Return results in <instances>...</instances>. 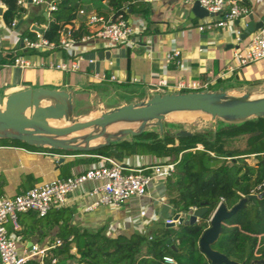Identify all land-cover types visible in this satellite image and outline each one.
Returning a JSON list of instances; mask_svg holds the SVG:
<instances>
[{
	"label": "trees",
	"instance_id": "obj_1",
	"mask_svg": "<svg viewBox=\"0 0 264 264\" xmlns=\"http://www.w3.org/2000/svg\"><path fill=\"white\" fill-rule=\"evenodd\" d=\"M0 1L4 4L2 20L9 25L23 9L15 0ZM106 1L112 10L111 19L119 15L127 16L122 3L130 0ZM81 2L60 0L57 10L50 12V19L41 30V36L57 44L60 30L75 17L81 9ZM130 5L133 8L136 3ZM43 21L41 16L39 22ZM82 25L75 31L72 29L74 39L88 33ZM24 36L35 39V33L28 29L20 33L21 38ZM54 48L61 58L69 57L62 48ZM5 51L0 52V65L11 63L19 55L41 53L37 49L22 50L20 46L15 51ZM168 66L172 67L173 64ZM238 71L228 79L233 77L237 80ZM222 80L219 78L211 88L222 86L226 89L231 86V83L222 85ZM167 125L176 124L164 123L162 136L157 131L145 130L138 135L82 152L34 147L9 139H0V145H19L28 150L64 154L105 155L126 166L130 165L124 162V158L132 154L151 155L153 163L173 162V172L162 179L166 200L172 214L185 213L191 207L206 206L197 221L190 224L175 223L168 227L161 222L145 234L122 229L111 232L106 231L105 226L96 229L80 228L69 222L70 209L61 207L52 208L41 217L34 211L18 214L20 229L15 231V235L22 241L31 240L33 235H37V240L41 241L48 234L47 230H43L44 226L57 227L50 239L58 237L62 244L53 250L57 257L54 264H66L67 259L74 260L73 264H210L197 246L198 236L207 226L206 220L218 202L230 207L245 197L244 205L223 220L220 234L211 247L244 264L264 260V117H251L238 122H225L217 118L213 130L196 131L185 136H179L176 132L169 133L165 129ZM82 159L92 161L95 158L87 156ZM77 160L80 159H74ZM261 183L263 185L256 189ZM250 193L255 196L247 198ZM22 216L29 219H23ZM163 256L172 257L175 263L163 261ZM44 264H51L49 258L45 259Z\"/></svg>",
	"mask_w": 264,
	"mask_h": 264
},
{
	"label": "crops",
	"instance_id": "obj_2",
	"mask_svg": "<svg viewBox=\"0 0 264 264\" xmlns=\"http://www.w3.org/2000/svg\"><path fill=\"white\" fill-rule=\"evenodd\" d=\"M134 3L136 5L132 8L130 4ZM191 3L183 0L124 1L122 7L127 13L125 18L130 21L141 18L144 21V29L133 36V44L122 43L99 49L89 48L85 52V57L93 58V61L81 60L78 64L79 69L75 71H63L47 66L50 60L64 59L58 55L55 48L37 49L41 53L19 55L26 57L35 65L20 68L13 64V61L0 65V95L36 86L65 89L72 94L74 116L90 113L93 99L104 106L114 107L122 102L142 99L150 95L148 89L150 82H155L152 76L154 73H158L170 82L178 79L210 78L229 62L235 32L237 30L241 32L242 29L235 19L224 28L199 32L196 28L198 24L207 19H214L218 15L197 17L190 13ZM81 4V9L85 12L93 11L105 19L112 17L111 7L106 0H82ZM241 4L250 10L248 15L241 17L244 22H255L264 16V0H243ZM0 7L2 14L4 4L1 1ZM21 8L23 11L14 17L16 23L13 27L6 25L0 15V52H6V49L15 51L17 46L22 50L35 49L22 46L19 40L20 33L26 29L34 32L35 27H38L41 34V30L46 27L50 19V12L47 13L43 6L27 4L26 7ZM41 16L44 21L40 23ZM65 25L72 27L73 31L82 25L88 33H91L98 28L99 23H88L85 13L77 11L75 17ZM173 47L180 49L181 64H173L169 67L162 57L165 50ZM105 51L109 53L105 54ZM98 52L103 54L99 56ZM146 52H149V55H146ZM111 74L115 75L118 81L111 80ZM133 77L137 80L133 81L131 79ZM228 78L223 79L222 82ZM127 85L140 86L142 88L140 94H130L127 101L112 96L120 86ZM46 103L47 101H43V104ZM50 121L53 120H48L49 124ZM97 141H89V144ZM83 154L85 156L77 158L74 153L64 154L28 150L19 145H0V196L22 193L50 179L75 174L97 161V158L91 154ZM59 156L63 157L60 162L57 161ZM87 156L95 159L92 161L82 159ZM74 159L80 160L74 161ZM124 162L130 166H143L153 163L154 158L151 155L132 154L125 157ZM90 185V183L82 184L70 194L69 201L64 206L71 211L69 222L80 228L96 229L105 226L106 231L111 232L116 229L134 231V228L140 226L136 216L137 210L140 207H147L149 213L155 215V219L145 226L146 231L149 232L163 223L165 217L173 215L166 200L162 179L153 180L147 187L145 195L130 196L119 207L98 205L87 210L86 206L94 199L87 193ZM21 218L29 219L27 216ZM56 229L57 227L44 226L43 230H47L48 234L43 236L41 241L37 240V235H33L30 241L44 243L50 239ZM27 241L18 240L19 244L24 245ZM65 262L73 264L74 260L67 259Z\"/></svg>",
	"mask_w": 264,
	"mask_h": 264
},
{
	"label": "built area",
	"instance_id": "obj_3",
	"mask_svg": "<svg viewBox=\"0 0 264 264\" xmlns=\"http://www.w3.org/2000/svg\"><path fill=\"white\" fill-rule=\"evenodd\" d=\"M20 7L27 4L43 6L47 13L57 10L60 0H15ZM193 2L195 0H183ZM207 12L217 14L216 18L207 19L196 27L199 32L215 28H224L229 22L245 17L250 13L247 6L241 4L243 0H196ZM85 13L88 23H99L96 30L91 33L81 35L79 38L72 37V27L64 25L59 33L57 44L43 38L38 31H34L35 39L20 37L19 40L25 48L53 49L58 46L69 54L68 59L50 60L48 67L63 70L75 71L79 67L81 60L92 62L93 58H86V50L99 49L101 47L116 46L122 43H134L133 36L144 29V21L141 18L128 20L125 17L117 16L115 19L103 18L93 11ZM16 21L13 18L9 26L13 27ZM149 48L151 46L149 45ZM149 55V52H146ZM166 64L180 65V49L173 47L163 53ZM264 59V21L257 29L252 30L244 39L240 38V31L235 32L234 46L232 48L229 62L226 63L218 73L207 79L190 78L168 81L158 73L152 74L155 82L149 84V94L153 92H167L173 90H200L210 88L217 79H225L240 68L252 62ZM110 63V62H109ZM13 64L20 68L34 66V62L24 56H17ZM111 80H117L115 75H110ZM137 80L135 77L131 78ZM90 155V154H89ZM97 158L92 165L80 172L63 177L53 178L41 184L32 186L22 193L0 196V264H44L49 258L51 264L56 263L57 257L53 250L62 244L58 237L48 239L39 244L32 242L29 246L19 244L15 231L20 229L18 214L27 211H34L37 216H44L52 208H61L67 205L69 196L82 184L90 183L87 193L94 197L90 205L85 209L89 210L98 205L121 206L130 196H143L147 187L155 179H164L169 176L174 169L173 162L153 163L145 166H126L112 157L91 154ZM263 183L258 185L259 189ZM196 208V207H191ZM180 214H185L178 212ZM136 216L140 226L134 228L139 234H145V226L149 221L155 219L153 213H149L147 207L139 208ZM173 215L164 218L163 223L173 221ZM209 219V218H208ZM208 219L206 222L208 223ZM198 220V219H197ZM196 220V221H197ZM175 223H177L175 221ZM163 261L175 263L170 256H163Z\"/></svg>",
	"mask_w": 264,
	"mask_h": 264
},
{
	"label": "water",
	"instance_id": "obj_4",
	"mask_svg": "<svg viewBox=\"0 0 264 264\" xmlns=\"http://www.w3.org/2000/svg\"><path fill=\"white\" fill-rule=\"evenodd\" d=\"M1 11L0 7V15ZM190 13L197 17L212 15L196 0L190 5ZM236 21L242 29L240 38L243 39L261 26L264 16L255 22H244L243 18ZM35 30L40 32L38 27H35ZM102 54L103 52H98L99 56ZM43 101L47 103L43 104ZM176 111H193L207 114L212 120L218 118L225 122H238L251 117H264V95L251 96L246 92L233 96L222 86L215 89L153 92L142 99L122 102L107 110L101 108L94 116L77 118L73 116L70 91L43 86L26 87L0 95V139L17 140L34 147H48L66 152L89 151L128 136L138 135L149 126L156 127L159 136H162L165 114ZM48 120L62 123L53 125L49 124ZM109 125H117L118 128L106 130L105 127ZM190 133L186 130L176 131L179 136ZM94 140L98 141L89 144V141ZM83 156V153L75 154L77 158ZM62 159L63 157L59 156L57 161ZM254 196V193H250L246 197ZM244 201L245 197H242L230 207H226L221 201L218 202L209 216L207 226L199 234L197 246L210 264H244L211 247L220 234L223 220L241 208ZM205 210L206 206H199L188 209L183 215L176 212L172 216L173 221L164 225L173 226L175 221L183 224L193 223ZM31 243L28 240L25 246ZM253 263L264 264V260H255L250 264Z\"/></svg>",
	"mask_w": 264,
	"mask_h": 264
},
{
	"label": "rangeland",
	"instance_id": "obj_5",
	"mask_svg": "<svg viewBox=\"0 0 264 264\" xmlns=\"http://www.w3.org/2000/svg\"><path fill=\"white\" fill-rule=\"evenodd\" d=\"M264 59L258 60L245 65V67L238 71L237 80L231 79L225 80L222 85L227 86L228 83H231V86H227L226 90L230 95L236 96L242 93H250L251 96H262L264 95ZM240 75V76H239ZM246 80V82H244ZM214 86V85H213ZM211 86V87H213ZM210 87V88H211ZM140 86L137 85H127L120 86L116 90V94L112 96H118L121 99L124 98L126 101L129 100V95L140 94ZM142 89V88H141ZM214 89V88H213ZM107 110L111 107L104 106L99 104V101H91V112L84 115H74L77 118L84 116H94L99 113L100 109ZM217 118L210 119L207 114L196 113V112H186V113H176L165 115L163 123H172L176 125L168 126L167 131L169 133L176 132L178 130H186L188 132L196 131H206L213 130L216 126ZM147 130L157 131V128L154 126H149ZM107 227V226H106Z\"/></svg>",
	"mask_w": 264,
	"mask_h": 264
},
{
	"label": "bare ground",
	"instance_id": "obj_6",
	"mask_svg": "<svg viewBox=\"0 0 264 264\" xmlns=\"http://www.w3.org/2000/svg\"><path fill=\"white\" fill-rule=\"evenodd\" d=\"M186 112H193V111H176V112H168V113H166L165 115H168V114H176V113H186ZM197 113V112H196ZM86 117H88V116H84V117H81V118H86ZM51 122V121H50ZM49 123V122H48ZM61 124L62 123V121H52L51 122V124ZM116 128H118L117 127V125H109V126H106L105 127V129L106 130H110V131H112V130H115Z\"/></svg>",
	"mask_w": 264,
	"mask_h": 264
}]
</instances>
